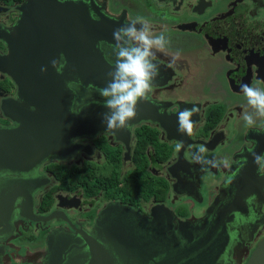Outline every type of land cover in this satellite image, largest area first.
<instances>
[{
    "label": "flooded vegetation",
    "instance_id": "obj_1",
    "mask_svg": "<svg viewBox=\"0 0 264 264\" xmlns=\"http://www.w3.org/2000/svg\"><path fill=\"white\" fill-rule=\"evenodd\" d=\"M26 1L0 0L2 125L14 124L1 103L17 97L9 74L18 56L42 57L33 51L43 42L40 14L29 13ZM59 1L73 4L54 9L55 54L63 42L89 36L91 14L103 22L101 66L90 68L103 80L72 85L77 71L59 53L71 91L82 105L136 107L121 125L100 117L101 127L72 139L68 158L51 155L28 171L0 174L10 210L0 216V264H40L48 232L92 234L113 210L155 219L157 228L170 215L200 220L210 207L232 216L230 240L213 264H246L264 238V0Z\"/></svg>",
    "mask_w": 264,
    "mask_h": 264
},
{
    "label": "water",
    "instance_id": "obj_2",
    "mask_svg": "<svg viewBox=\"0 0 264 264\" xmlns=\"http://www.w3.org/2000/svg\"><path fill=\"white\" fill-rule=\"evenodd\" d=\"M65 3L70 5L68 9L60 8L59 0L26 1L29 13L40 14L43 42L32 40L40 46L39 50H33L37 52L35 55L42 57L18 56L20 65L16 70H10L9 75L18 89L16 98L4 99L1 103V112L14 124H0V174L28 171L51 155L68 158L66 150H70L72 139L101 127L104 123L100 117H108L112 124L121 125L120 119L128 116L126 110L130 112L136 107L126 100L108 106L82 105L80 94L73 88L71 91L69 82L72 85L88 84L90 80L97 83L104 79V75H96L97 69H90L101 66L96 47L103 36V22L91 14L89 36H79L73 44L63 42L55 54L50 47L54 44L51 23L56 14L54 9L66 12L72 8V1ZM81 11L80 7L74 6L75 27L80 34L82 24L76 15ZM30 22L34 27V20ZM20 25L21 22L17 23L18 32ZM14 51L21 55L18 45ZM61 51L73 65L72 70L77 71L69 74V82L67 76L58 71L59 63H66L60 60ZM4 64L5 59L0 58L1 70H4ZM109 82L114 83V78ZM106 124L110 125L109 122ZM4 193L0 181V216L7 217L10 210L4 206L8 199V196L3 197ZM211 210L208 208V214L200 220L176 221L170 215L162 219L163 227L157 221L160 226L157 228L153 226L155 219H133L128 213L118 216L113 210L111 215L104 214L98 219L92 234L48 232L47 251L40 264H213L222 256L230 240L226 226L232 216L225 218V207ZM163 229L169 231L163 232ZM164 235L167 242L163 244ZM248 255L246 264H264V238Z\"/></svg>",
    "mask_w": 264,
    "mask_h": 264
},
{
    "label": "rangeland",
    "instance_id": "obj_3",
    "mask_svg": "<svg viewBox=\"0 0 264 264\" xmlns=\"http://www.w3.org/2000/svg\"><path fill=\"white\" fill-rule=\"evenodd\" d=\"M245 251H246L245 248H244V249H241V250L237 249V255H235V256H236L237 258H241V257H243ZM235 264H236V263H235Z\"/></svg>",
    "mask_w": 264,
    "mask_h": 264
}]
</instances>
